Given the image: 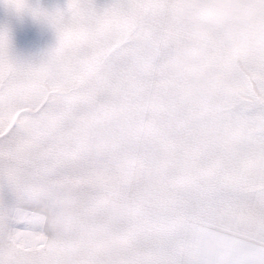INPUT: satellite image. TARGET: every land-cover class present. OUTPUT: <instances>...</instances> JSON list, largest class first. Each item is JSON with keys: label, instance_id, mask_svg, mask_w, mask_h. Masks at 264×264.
I'll use <instances>...</instances> for the list:
<instances>
[{"label": "snow or ice", "instance_id": "1", "mask_svg": "<svg viewBox=\"0 0 264 264\" xmlns=\"http://www.w3.org/2000/svg\"><path fill=\"white\" fill-rule=\"evenodd\" d=\"M4 2L0 264H264V0Z\"/></svg>", "mask_w": 264, "mask_h": 264}, {"label": "rangeland", "instance_id": "2", "mask_svg": "<svg viewBox=\"0 0 264 264\" xmlns=\"http://www.w3.org/2000/svg\"><path fill=\"white\" fill-rule=\"evenodd\" d=\"M67 0H27L30 8H42L49 12L66 9ZM25 49L20 42V50H11L20 58L41 57L49 53L55 46L57 34L55 29L44 19L34 17L26 10ZM17 45V44H16Z\"/></svg>", "mask_w": 264, "mask_h": 264}, {"label": "crops", "instance_id": "3", "mask_svg": "<svg viewBox=\"0 0 264 264\" xmlns=\"http://www.w3.org/2000/svg\"><path fill=\"white\" fill-rule=\"evenodd\" d=\"M96 2L103 4L105 0H96ZM26 10L17 12L15 8L6 6L4 0H0V30H7L11 50H20V42L25 49Z\"/></svg>", "mask_w": 264, "mask_h": 264}, {"label": "clouds", "instance_id": "4", "mask_svg": "<svg viewBox=\"0 0 264 264\" xmlns=\"http://www.w3.org/2000/svg\"><path fill=\"white\" fill-rule=\"evenodd\" d=\"M182 51L183 50H181V51H179L178 52V54H177V66H179L182 62H183V57H182ZM187 95H191V93H187ZM104 149L103 148H101L100 150H99V155L100 156H103L104 155ZM29 191L33 194V195H36V196H38L39 194H40V189H37L36 187H35V185H29ZM114 207H120V205L119 204H114L113 205ZM66 211H68V213L71 215L72 214V210L71 209H66ZM112 243H115V242H112ZM111 246H112V244H109V247L111 248ZM75 249H76V245L75 244H72L71 246H70V252H69V255H70V258L71 259H75V255H76V253H75Z\"/></svg>", "mask_w": 264, "mask_h": 264}]
</instances>
